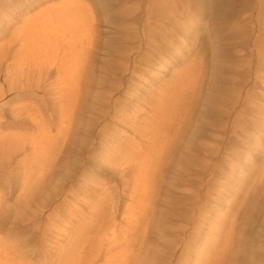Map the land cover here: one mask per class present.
Returning <instances> with one entry per match:
<instances>
[{
	"label": "rangeland",
	"instance_id": "obj_1",
	"mask_svg": "<svg viewBox=\"0 0 264 264\" xmlns=\"http://www.w3.org/2000/svg\"><path fill=\"white\" fill-rule=\"evenodd\" d=\"M68 1L102 10L95 15L98 45L87 89L64 138L59 106L48 103L41 91L0 96L1 135L26 134L24 143L17 142L18 152L0 160V250L24 242L42 261L79 264V251L90 250L83 244L86 237L102 245L113 238L110 221L135 219L121 171L142 147L141 133L157 128L151 121L162 112L161 100L182 90L185 78L197 70L193 113L182 125L183 139L159 170L148 224L136 233L142 250L134 252L132 264H264V84L260 78L255 84V74L247 69L253 41L257 36L264 41L260 5L256 3L248 26L245 13L231 21L220 15L221 0H212L211 10L207 0H174L189 4L187 21L192 23L185 28L178 20H167L174 19L163 12L171 5L156 0H0V54L10 48V55L0 58L2 75L8 64L18 63L16 72L21 68L15 56L19 31ZM148 32L156 40L144 36ZM237 91L257 99L261 111L247 105L242 118L246 133L238 128L234 144L211 165L213 173L194 176L193 162L210 155L208 150L223 136L220 124L226 120L208 115L212 98L221 94L226 100ZM242 104L244 97L238 110ZM22 105L41 110L46 125L16 124L12 110ZM43 136L49 152L37 156L28 148ZM212 240L217 243L209 252ZM66 246L59 260L54 250ZM96 258L94 264L107 260ZM40 259L21 260L42 264Z\"/></svg>",
	"mask_w": 264,
	"mask_h": 264
},
{
	"label": "bare ground",
	"instance_id": "obj_2",
	"mask_svg": "<svg viewBox=\"0 0 264 264\" xmlns=\"http://www.w3.org/2000/svg\"><path fill=\"white\" fill-rule=\"evenodd\" d=\"M156 1L159 5H171L170 8H165L163 12L166 16H172L174 19L170 17L167 20L170 19L174 23L178 20V24H185V28H189V24L192 23L187 21L191 15L188 12L189 4L177 5L174 0ZM207 2L211 10L214 6L212 0H207ZM256 3L264 11V0H221L220 3H217V12L223 17L227 16L230 21L245 13L247 17L243 20L249 26L253 22L252 11L255 9ZM245 9L247 10L245 11ZM100 11L102 10L82 1H68L55 6L47 13V17L32 19L23 31H19L21 33L18 41L19 50L15 56L22 62L20 64L21 68L16 72L14 66L18 67V63L15 65L8 64L5 75H2L0 66V96L38 94L41 91L42 96L50 98L47 100L48 103L59 106V113L58 111L57 113L62 124L60 128L61 138L66 137L74 119L79 114L80 109H78V106L82 101V93L84 89L85 91L87 89L86 83L88 84V75L98 45L96 40L98 23L95 15ZM146 35L149 39L156 40V36L149 35V32L144 33V36ZM260 38L257 36L256 40L253 41L255 50L251 51V59L248 60L247 68L250 75L255 74V84H258L256 78H260L262 84H264V41ZM9 55L10 48L7 53H1L0 58H6ZM254 58L256 61H254ZM24 65L26 67H23ZM192 72V77H187L184 80V84L188 86L183 84L182 90L179 88V92L174 96L161 100L162 112L154 121H151V123L157 124V128H151L152 130L148 134L146 132L141 133L143 148L141 147L132 157L130 166L123 168L121 171L124 176L123 191L125 192L128 189L130 192V212L135 219H130L128 222L125 220L124 224L123 221L119 224L114 223V219L110 221L107 229L112 230L113 238L102 245H93V238L86 237L83 244L87 243L90 250L87 252L86 248L83 247L82 253L79 251L80 254L76 256V261L79 264H87L88 262L94 264L98 259H94L95 256H102L107 259L105 264H132L134 252L139 251L141 253L143 241L136 238V233L138 234L148 224V211L156 199L159 170L168 152L173 149L180 139H183L182 125L188 120L189 114L193 113L195 100L192 94L196 88L197 78L195 75L198 71L193 70ZM2 76L4 79L1 82ZM48 81H50V84L44 86ZM239 92H235L234 96L226 100L220 96L221 94L212 98L208 115L210 114L209 117L214 118L213 121L217 120L218 114L226 120L225 124H220L221 129H223V136L218 139L214 147L208 150L207 153L210 155L203 154L193 162V165H195L193 167L194 176L206 172L213 173L211 165H215L224 148L234 144L236 136L240 133L238 128L246 133L245 121L242 118L247 114V105L248 107L253 106V109L250 107V110L258 108V112L261 111L262 108L258 107L257 99H252L248 93L243 96ZM243 97V108L238 110ZM12 112H14L16 119L14 122L16 124L22 125L23 121H27V123L25 122L27 125L32 124L43 127L46 125L41 120L42 111L39 109L29 111L28 108L22 105L12 110ZM2 126L3 123L0 121V130ZM25 137L26 134L21 135L18 133L10 137L3 136L0 131V160L8 156V153L18 152L19 145L17 142L22 141L24 143ZM28 149L37 156L47 155L49 152L47 137L43 136L36 143L30 145ZM195 157H199V155ZM126 174L130 176L129 179ZM23 187L25 188V186ZM2 196L0 195V204L3 201ZM123 225V230L119 231ZM187 232L190 235L189 229ZM45 236L46 234L43 231L39 243L45 240ZM216 243L217 240H212V244H208L209 252H212ZM67 246L63 249L54 250L59 260H62L67 249H69ZM131 246L132 253L129 252ZM8 249V251L0 250V264H24L21 260L24 257L32 260L40 259L39 254L34 256L36 251H30L24 242L16 243ZM91 252L92 256L89 255ZM208 257L210 256L207 255L205 258ZM40 260L42 261V259ZM54 262L44 258L42 264H53Z\"/></svg>",
	"mask_w": 264,
	"mask_h": 264
}]
</instances>
